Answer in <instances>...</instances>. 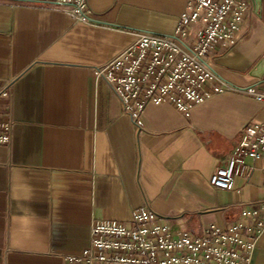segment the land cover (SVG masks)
I'll use <instances>...</instances> for the list:
<instances>
[{
    "label": "crops",
    "instance_id": "obj_1",
    "mask_svg": "<svg viewBox=\"0 0 264 264\" xmlns=\"http://www.w3.org/2000/svg\"><path fill=\"white\" fill-rule=\"evenodd\" d=\"M94 21L0 0V113L12 122L0 145V264H62L90 242L95 220L129 223L148 203L173 232L225 226L243 204L264 201V158L247 157L234 189L210 183L244 125L264 107L240 91L216 94L184 115L149 105L143 126L123 112L94 68L140 32L170 35L188 0H88ZM192 39V37H191ZM231 83L264 89V0L245 17L237 43L213 53ZM249 264H264V231Z\"/></svg>",
    "mask_w": 264,
    "mask_h": 264
},
{
    "label": "built area",
    "instance_id": "obj_2",
    "mask_svg": "<svg viewBox=\"0 0 264 264\" xmlns=\"http://www.w3.org/2000/svg\"><path fill=\"white\" fill-rule=\"evenodd\" d=\"M52 7L78 22L94 21L88 0H27ZM252 0H188L170 35L140 32L134 42L94 74L105 81L137 127L149 105L168 104L186 116L192 108L216 94L240 91L264 107V89L237 86L213 65L217 49L237 43ZM192 37V39H191ZM10 88L0 89V108ZM12 122L0 113V145L11 142ZM264 158V120L244 125L240 139L225 165L217 167L210 183L217 189H234L237 177L249 178L245 159ZM264 231V201L243 204L239 217L225 226L210 223L200 235L173 232L148 203L132 212L129 223L95 220L89 244L78 254L66 255L62 264H249Z\"/></svg>",
    "mask_w": 264,
    "mask_h": 264
},
{
    "label": "water",
    "instance_id": "obj_3",
    "mask_svg": "<svg viewBox=\"0 0 264 264\" xmlns=\"http://www.w3.org/2000/svg\"><path fill=\"white\" fill-rule=\"evenodd\" d=\"M253 2H254L256 11H258L261 5V0H253Z\"/></svg>",
    "mask_w": 264,
    "mask_h": 264
}]
</instances>
